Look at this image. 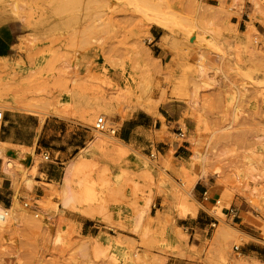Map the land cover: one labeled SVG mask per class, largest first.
Masks as SVG:
<instances>
[{
	"label": "rangeland",
	"instance_id": "1",
	"mask_svg": "<svg viewBox=\"0 0 264 264\" xmlns=\"http://www.w3.org/2000/svg\"><path fill=\"white\" fill-rule=\"evenodd\" d=\"M246 13L248 31L234 32L231 20ZM5 21L16 29L20 63L28 61L35 68V59H49L47 74H52V83L42 78L41 71L20 78L31 96L60 95L71 87L94 102L112 101L122 117L138 110L157 115L169 102L180 101L191 109L194 122L184 128L186 145L192 149L184 175L173 178L162 170L159 177L152 171L127 174L130 197L121 192L125 187H118L104 163L78 159L66 163L68 169L73 162H83L78 164L84 169L79 167L72 176V194L81 192V181L89 182L97 197L92 202L96 216L91 219L82 212L89 203L62 204L64 181L53 188L49 198L34 201L26 195L19 199L22 191L33 189L25 182L28 178L34 181L36 174V168L23 162L20 153L16 166L3 172L12 180L16 195L7 207L12 209L10 223L0 228V264H109L97 240L82 235L80 222L89 219L113 227L116 206L124 201L131 205L138 223L164 216L158 211L161 208H168V217H186L204 208L202 183L222 194L217 198L222 205L212 213L221 224L214 235L209 233L203 257L191 260L197 264H264V0H0V24ZM156 27L163 29L164 45L173 49L171 61L159 60L152 47ZM77 59L84 63L83 71L74 68ZM1 83L0 78V110L15 111L10 91L3 90ZM146 88L152 89L149 97ZM149 103L156 107L149 109ZM57 106H61L59 101ZM104 114L101 110L87 122L90 136L104 141L103 151L116 142L111 132L99 133L94 128ZM5 122H0V131ZM108 122L109 131L119 128ZM198 152L200 157L195 158ZM4 161L0 159V164ZM33 161L37 165L45 160L32 154ZM145 162L151 165L148 157ZM163 167L171 170L168 163ZM20 168L24 174L18 172ZM254 175L261 177L258 185ZM27 201L38 207L39 218L34 216L36 208L23 207ZM223 207L250 210L242 219L255 221V232H244L235 224L238 220L223 215ZM242 239L249 245L238 253L234 247L244 245ZM135 255L131 261L138 264L141 256Z\"/></svg>",
	"mask_w": 264,
	"mask_h": 264
},
{
	"label": "crops",
	"instance_id": "2",
	"mask_svg": "<svg viewBox=\"0 0 264 264\" xmlns=\"http://www.w3.org/2000/svg\"><path fill=\"white\" fill-rule=\"evenodd\" d=\"M249 24L247 13L238 15L231 20V29L237 33H246ZM162 30L160 27L154 29L152 47L158 53L156 56L159 60L171 61L174 58L173 49L164 45L165 34ZM16 38V29L12 23L5 21L0 24L1 84L3 90L10 91L8 95L16 107L15 111H4L3 121L6 122L0 131V142L17 147L8 151L16 155L17 159L21 153L25 157L24 162L31 163V169L36 168L33 189L22 191L19 199L26 195L33 196L34 201L49 198L53 188L56 189L65 179L66 163L76 159L104 163L111 169L118 187H125L121 192L127 197L132 195V190L125 184L127 174L133 176L152 171L159 177V171L162 170L173 178L184 175L183 168L189 166L192 149L186 145L187 138L185 142H180L169 135L175 136L178 130L187 134L184 128L187 130L189 122H194L190 118L191 109L186 104L172 101L165 108L162 107L157 115L138 110L122 117L112 101L105 102L101 98L94 102L71 87L60 95L56 92L52 96H31L26 93L28 86L22 85L20 78L28 77L31 72L41 71L42 78L47 79L49 84L52 83V74H47L49 59H35V68L27 60L26 63H20L21 54L16 49ZM83 66L84 63L77 59L74 68L83 71ZM14 76L18 77L16 82H12ZM57 101L61 106H57ZM101 110L110 115L108 120L112 125L119 126L115 134L116 142L104 151L103 144L90 136L91 127L87 124ZM167 143H172L173 147L168 149ZM153 152L158 155L156 161L150 158V153ZM32 154H48L50 160L36 165L32 162ZM145 157L149 158L150 166L146 164ZM166 163L170 165V171L163 167ZM3 168L4 163L0 164V205L10 209L7 207L13 203L16 192L12 180L3 173ZM162 185L164 186L163 183ZM199 190L201 196L208 190L213 200L203 202L204 208L195 214L171 218L168 217V208H161L158 211L162 210L164 216H152L138 223L131 205L124 201L116 206L115 226L85 219L80 222V231L84 237L97 240L106 252L109 264H134L131 259L136 258V252L141 256L138 264H197L191 258L203 257L207 251L209 233L214 235L221 224L212 213H216L217 207L214 199L222 196L220 191L207 189L203 183ZM224 208L226 207L222 208L223 215H228L224 213ZM239 211V218H233L234 221L238 220L235 224L244 232L253 234L257 223L251 218L242 219V214H248L250 210ZM143 226L147 228H142Z\"/></svg>",
	"mask_w": 264,
	"mask_h": 264
},
{
	"label": "bare ground",
	"instance_id": "3",
	"mask_svg": "<svg viewBox=\"0 0 264 264\" xmlns=\"http://www.w3.org/2000/svg\"><path fill=\"white\" fill-rule=\"evenodd\" d=\"M9 5V4H8ZM14 6H16V5H14ZM17 7V6H16ZM12 8H14L13 6H12ZM17 8H19V7H17ZM17 8H14V9H17ZM15 12V11H14ZM157 21V20H156ZM165 22V21H164ZM167 23V22H166ZM162 24H164V23H162ZM170 24V23H169ZM157 25V24H156ZM166 26V25H165ZM169 27V26H168ZM203 62H199V64H198V66H199V70L200 71H203L204 70V66H203V64H202ZM109 77V76H108ZM112 83V82H111ZM140 83V82H139ZM125 85V84H124ZM138 85V84H137ZM141 85V84H140ZM175 87H176V83H175V85H174ZM139 87V86H138ZM150 91H152V89L151 88H146V92H147V96H148V94H149V92ZM149 96H151L150 94H149ZM148 96V97H149ZM137 97V96H136ZM147 100H149V99H147ZM144 103V102H143ZM146 104V103H145ZM141 107V106H140ZM156 106L154 105V104H152V103H149L148 104V108L149 109H153V108H155ZM142 109V108H141ZM104 116L108 119V116H110V115H107V114H104ZM230 129V128H229ZM100 143H102V144H104V141H100ZM108 144V143H107ZM5 145L6 144H4V143H1L0 142V158L1 159H4L5 161H4V169H3V171L4 172H6V171H8L9 169H11V168H14L16 165H15V163H16V161H17V157H16V155H12L11 153H10V155H8V153H9V151L6 149V147H5ZM19 147V146H18ZM22 149H24V148H22ZM98 149H101V148H98ZM118 150H120V149H118ZM123 150V149H122ZM121 151V150H120ZM123 152V151H122ZM121 154V153H120ZM123 154V153H122ZM26 156H28V155H26ZM96 157V156H95ZM200 157V153L198 152V153H196V156H195V158H199ZM19 162V161H18ZM24 162V161H23ZM22 162V163H23ZM78 163H82L83 164V162H73L69 167H68V169H67V172H66V175H65V179H64V182H63V185H62V194H63V200H62V204H64V206L65 207H71V206H73L74 204H75V202H77L78 200H80L79 202L80 203H89V205H87V206H85L84 208H83V210H82V212L87 216V217H89L90 219L91 218H95V216H96V209L92 206L93 204H92V202H94V201H96L97 200V197H96V193H95V190L89 185V182L88 181H81L80 182V187H81V192L79 193V194H72V191H73V188H72V176H73V174H75L76 172H74V171H76V169H78L80 166H81V164H78ZM84 164H86V163H84ZM143 164V163H142ZM207 165H209V164H207ZM232 165V164H231ZM85 166V165H84ZM210 166V165H209ZM222 166V165H221ZM219 167V166H218ZM80 168H82V167H80ZM79 168V169H80ZM87 168H89V167H86V170H87ZM205 168V167H204ZM217 168V167H216ZM221 168V167H220ZM219 168V169H220ZM240 168V167H239ZM249 169H250V167H248ZM84 168H82V170H83ZM215 170V169H214ZM255 170V169H254ZM79 171V170H78ZM246 171V170H245ZM18 172L20 173V174H24V170H23V168H20V169H18ZM78 173V172H77ZM250 173H251V171H250ZM249 173V175H251ZM207 173H206V171H204V174L203 175H206ZM76 176H78V175H76ZM76 176L75 177H73V178H76ZM255 176V175H254ZM24 177V176H23ZM79 177V176H78ZM82 177V176H81ZM205 177V176H204ZM26 178V177H25ZM28 178V177H27ZM83 178V177H82ZM261 177L260 176H255V177H253V180H254V182H256V185H258V180L260 179ZM78 179V178H77ZM79 180V179H78ZM244 180H246L245 181V183H246V187H248L247 185H248V179L247 178H244ZM80 181V180H79ZM29 187H34V185H35V182L32 180V179H27L26 180V182H25ZM244 183V182H243ZM103 184V183H102ZM75 185V184H74ZM77 185V184H76ZM92 185V184H91ZM191 185V184H190ZM100 187V186H99ZM252 190V192L253 193H255V191H256V188H254V189H251ZM251 192V191H250ZM80 198V199H79ZM147 204H148V202H146ZM100 205H102V204H100ZM104 207V206H103ZM217 208V207H216ZM4 208H3V206H1L0 205V214L4 211L3 210ZM14 209V208H13ZM101 209V208H100ZM105 209V208H104ZM12 209L10 208V211H11ZM81 211V210H80ZM98 212V211H97ZM100 212V211H99ZM15 213V212H14ZM220 214H221V212H219ZM84 216V215H83ZM10 217H11V215H10V213H9V216L8 217H6L5 219H1L0 218V228H2V227H4L8 222L10 223ZM12 219H14V220H17V217L15 216V214H13L12 215ZM8 223V224H9ZM221 229H224V228H220V230ZM224 232V231H223ZM221 233V232H220ZM226 233V232H225ZM223 234V233H222ZM224 235V234H223ZM222 235V236H223ZM225 235H228V234H225ZM232 236H233V234H232ZM231 236V237H232ZM225 237H227V236H225Z\"/></svg>",
	"mask_w": 264,
	"mask_h": 264
},
{
	"label": "built area",
	"instance_id": "4",
	"mask_svg": "<svg viewBox=\"0 0 264 264\" xmlns=\"http://www.w3.org/2000/svg\"><path fill=\"white\" fill-rule=\"evenodd\" d=\"M4 119V111L3 110H0V122H2ZM110 123L108 122L107 118L103 115V116H100L97 120H96V123H95V130L99 133H106V132H111L112 134H116L117 130H110L109 131V128ZM175 138L177 141H180V142H185L186 138H187V134L186 132H184L183 130H178L176 131V134H175ZM166 147L168 149H171L173 147V144L172 143H167L166 144ZM157 153L156 152H153V153H150V158L153 160V161H156L157 160ZM43 158L45 161H49L50 160V155L48 154H44L43 155ZM202 198L205 202H209V201H212V196L210 194V192L208 190H205L203 193H202ZM214 203L216 206H219V205H222V200L221 199H214ZM23 207L25 209H37L35 210V218H39L40 217V214L36 211H38V207L34 206L33 202H24L23 203ZM4 211L0 214V218L1 219H5L6 217L9 216V213H10V209H6L4 208L3 209ZM224 211H226V213L228 215H230L231 217H233L234 219H238L239 218V214H240V211L238 208H235V207H226L224 208ZM241 242H243L244 245H237L234 247V250L236 252H240L241 249H242V246H248L249 243L246 239H242ZM261 243L264 244V231L262 232L261 234Z\"/></svg>",
	"mask_w": 264,
	"mask_h": 264
}]
</instances>
